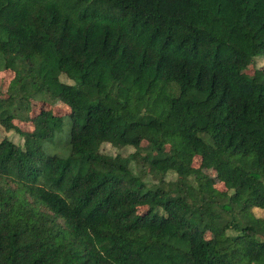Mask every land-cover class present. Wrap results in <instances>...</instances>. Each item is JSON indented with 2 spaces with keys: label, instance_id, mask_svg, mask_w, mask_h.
I'll return each instance as SVG.
<instances>
[{
  "label": "trees",
  "instance_id": "1",
  "mask_svg": "<svg viewBox=\"0 0 264 264\" xmlns=\"http://www.w3.org/2000/svg\"><path fill=\"white\" fill-rule=\"evenodd\" d=\"M257 55L264 0H0V264H264Z\"/></svg>",
  "mask_w": 264,
  "mask_h": 264
},
{
  "label": "rangeland",
  "instance_id": "2",
  "mask_svg": "<svg viewBox=\"0 0 264 264\" xmlns=\"http://www.w3.org/2000/svg\"><path fill=\"white\" fill-rule=\"evenodd\" d=\"M255 70H260L262 72V76L264 78V55H257L252 59V62L249 63V65H247V68L245 69V73L249 76H253L255 73ZM5 73H0V78L2 76H4ZM1 82V80H0ZM44 107V108H51L54 110V112L56 114H60L63 115L67 112V107L62 104V103H58V104H54V105H48V104H42V102L37 103L36 105H34L31 109V115H34L36 113H38L40 111V109ZM22 130L24 131H30L31 130V125L30 123H24V122H18V121H14ZM9 137L10 139H12L15 142H21L22 139L20 138V136H18L17 133H15L14 131H5L1 126H0V138L2 137ZM143 146H146V143L143 142L142 144ZM111 153H117V152H121L123 155L127 154L130 149L128 150H120V149H111L110 150ZM208 174H210V176L207 178V183L209 188L211 189L212 187H216L219 189H223L222 183L218 182V180L216 179V177L214 176V173L212 171H208ZM254 213L256 215H261V210L258 208H254L253 209ZM211 232H208L207 234L210 235Z\"/></svg>",
  "mask_w": 264,
  "mask_h": 264
}]
</instances>
